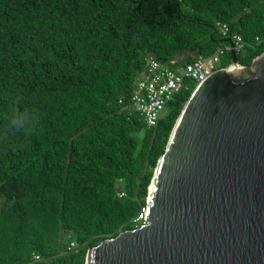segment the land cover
I'll return each instance as SVG.
<instances>
[{"label":"trees","instance_id":"trees-1","mask_svg":"<svg viewBox=\"0 0 264 264\" xmlns=\"http://www.w3.org/2000/svg\"><path fill=\"white\" fill-rule=\"evenodd\" d=\"M218 24L264 39V0H0V264H86L91 249L143 224L196 84L150 129L127 110L135 76L151 55L211 57L226 44ZM263 53L237 60L250 67ZM68 236L77 253L66 254Z\"/></svg>","mask_w":264,"mask_h":264},{"label":"water","instance_id":"water-1","mask_svg":"<svg viewBox=\"0 0 264 264\" xmlns=\"http://www.w3.org/2000/svg\"><path fill=\"white\" fill-rule=\"evenodd\" d=\"M199 84L149 188L143 224L86 264H264V53Z\"/></svg>","mask_w":264,"mask_h":264},{"label":"built area","instance_id":"built-area-1","mask_svg":"<svg viewBox=\"0 0 264 264\" xmlns=\"http://www.w3.org/2000/svg\"><path fill=\"white\" fill-rule=\"evenodd\" d=\"M218 27L226 39V44L220 46L209 58L193 57L192 63H186L184 58H176L169 64H163L155 56H148L143 70L135 76L133 95L127 110L140 116L148 128L156 129L165 118L164 113L169 111L171 103L182 93L190 91L193 83L197 87L216 71L237 69L233 62L223 66L228 56H232L235 52L238 57L240 53L264 44V39L257 38L255 42H248L239 34H231L228 25L218 24ZM238 67L244 66L238 63ZM124 185V180L121 179L116 188L117 195L121 199L127 196ZM145 213L146 210L137 222L145 221ZM67 238L69 245L66 254L77 253V243L72 236ZM35 260L40 262L42 259L35 256Z\"/></svg>","mask_w":264,"mask_h":264},{"label":"rangeland","instance_id":"rangeland-1","mask_svg":"<svg viewBox=\"0 0 264 264\" xmlns=\"http://www.w3.org/2000/svg\"><path fill=\"white\" fill-rule=\"evenodd\" d=\"M167 113H168V110L164 113L165 116H166ZM5 201H6L5 197H3L2 195H0V207H4Z\"/></svg>","mask_w":264,"mask_h":264}]
</instances>
